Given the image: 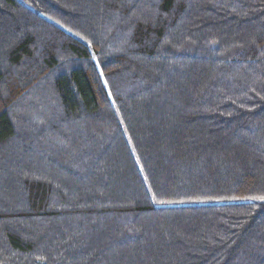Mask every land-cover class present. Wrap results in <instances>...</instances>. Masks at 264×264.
I'll return each mask as SVG.
<instances>
[{
    "label": "trees",
    "instance_id": "obj_1",
    "mask_svg": "<svg viewBox=\"0 0 264 264\" xmlns=\"http://www.w3.org/2000/svg\"><path fill=\"white\" fill-rule=\"evenodd\" d=\"M264 0H0V264H264Z\"/></svg>",
    "mask_w": 264,
    "mask_h": 264
},
{
    "label": "snow or ice",
    "instance_id": "obj_2",
    "mask_svg": "<svg viewBox=\"0 0 264 264\" xmlns=\"http://www.w3.org/2000/svg\"><path fill=\"white\" fill-rule=\"evenodd\" d=\"M262 199H264V198H262Z\"/></svg>",
    "mask_w": 264,
    "mask_h": 264
}]
</instances>
